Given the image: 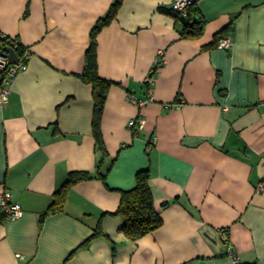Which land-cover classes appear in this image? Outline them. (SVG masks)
I'll use <instances>...</instances> for the list:
<instances>
[{
  "label": "crops",
  "instance_id": "1",
  "mask_svg": "<svg viewBox=\"0 0 264 264\" xmlns=\"http://www.w3.org/2000/svg\"><path fill=\"white\" fill-rule=\"evenodd\" d=\"M172 1L125 0L98 35V73L114 84L102 180L82 74L116 0H0V35L32 53L0 102V196L25 211L13 221L0 208V264H236L230 245L238 264H264V0H193L206 26L192 40ZM230 25L232 49L210 48ZM130 96L152 102L140 109ZM136 117L146 121L137 136ZM146 170L164 224L133 242L112 214ZM74 173L91 179L51 213ZM100 222L104 236L84 246Z\"/></svg>",
  "mask_w": 264,
  "mask_h": 264
},
{
  "label": "trees",
  "instance_id": "2",
  "mask_svg": "<svg viewBox=\"0 0 264 264\" xmlns=\"http://www.w3.org/2000/svg\"><path fill=\"white\" fill-rule=\"evenodd\" d=\"M124 1L125 0H116V2L111 6L107 16L101 19L93 29L91 34V45L86 54V67L84 73L82 74L83 81L93 87V98L95 101L93 136L96 142L97 152L100 154L97 175L102 180H105L107 175V173L103 172L102 167L104 162L109 157L103 139L102 121L108 95L114 84L112 82L103 80L99 76L97 38L106 27L110 26L116 21ZM171 13L174 14L178 22L183 25V30L181 32V37L183 39L192 40L203 36L206 20L200 14L196 2L189 8L187 17H183L173 10H171ZM232 30L233 25H230L228 28L218 33L215 36L214 42L210 48H218L220 41L228 38ZM7 47L14 49L13 40L3 38L0 35V52ZM14 50L18 54L20 60L23 61L25 47L19 45V47ZM1 87L2 80L0 73V89ZM89 179H91V174L88 173L70 174L66 184L56 193V199L50 208V212H62L70 189L78 183L87 181ZM166 207L167 205L163 206V208ZM106 215L107 214H104V216ZM112 215L121 216L124 219V225L121 231L129 240L133 242H137L162 228L164 222L155 206L151 185V174L149 170L138 173L136 177V187L131 191L123 192L120 206L118 210ZM103 236L104 234L101 229L100 222L99 227L96 229L94 235L84 244V246H88L93 239Z\"/></svg>",
  "mask_w": 264,
  "mask_h": 264
},
{
  "label": "built area",
  "instance_id": "3",
  "mask_svg": "<svg viewBox=\"0 0 264 264\" xmlns=\"http://www.w3.org/2000/svg\"><path fill=\"white\" fill-rule=\"evenodd\" d=\"M193 0H173L170 8L179 13L183 17L188 16L189 8L194 5ZM18 40H13L14 49L19 47ZM233 47V42L230 38H225L220 41L218 44V48L225 51H230ZM32 58V53L29 48L25 47V51L23 54V61L20 60L18 65H12L8 58H6L0 52V73H1V80H2V87L0 89V102L3 104H7L13 84L15 80L18 78L19 75L28 71L29 62ZM158 65H162L166 63L165 53L160 52L159 57L157 59ZM129 102L136 105L138 108H144L145 106L149 105L152 100H141L137 99L134 96H130ZM146 127V121L141 117L132 118L128 122V128L132 130L135 136L141 131H143ZM154 143V141H153ZM263 187L261 188V190ZM0 208L5 212V214L9 217L10 220L16 221L21 220L25 217V211L23 210L22 206L18 203L13 202L12 194L9 191L4 192L0 196ZM222 240L224 242H228V236L224 234L222 236ZM229 254L234 258L236 264H238V258L236 254V249L230 245L228 249ZM18 258H23L22 256H18Z\"/></svg>",
  "mask_w": 264,
  "mask_h": 264
},
{
  "label": "water",
  "instance_id": "4",
  "mask_svg": "<svg viewBox=\"0 0 264 264\" xmlns=\"http://www.w3.org/2000/svg\"><path fill=\"white\" fill-rule=\"evenodd\" d=\"M1 53L9 59L12 65H18L20 63V58L14 49L7 47Z\"/></svg>",
  "mask_w": 264,
  "mask_h": 264
}]
</instances>
